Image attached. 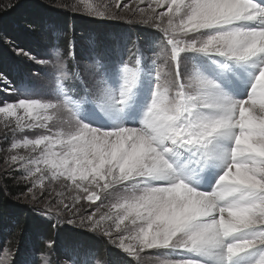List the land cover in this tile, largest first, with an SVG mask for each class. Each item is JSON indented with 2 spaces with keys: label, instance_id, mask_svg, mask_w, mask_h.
<instances>
[{
  "label": "snow or ice",
  "instance_id": "1",
  "mask_svg": "<svg viewBox=\"0 0 264 264\" xmlns=\"http://www.w3.org/2000/svg\"><path fill=\"white\" fill-rule=\"evenodd\" d=\"M63 7L138 31L84 48L65 29L39 60L14 47L54 87L0 98V194L74 242L0 247V264H264V0Z\"/></svg>",
  "mask_w": 264,
  "mask_h": 264
},
{
  "label": "trees",
  "instance_id": "2",
  "mask_svg": "<svg viewBox=\"0 0 264 264\" xmlns=\"http://www.w3.org/2000/svg\"><path fill=\"white\" fill-rule=\"evenodd\" d=\"M57 6L67 5L62 0H41L40 2L30 1L21 9H11L10 11H13L6 16L2 27H0V36L3 34L7 39H13L21 45H28L30 42H38L41 45L45 41V45L41 46L43 51H55L58 50V46H63L65 29L69 34L75 32L79 38V44L84 48H87L84 39L88 38L90 33L94 32L99 39L106 41L116 33H125L131 30V25H107L99 23L98 20L84 19L77 15L71 16ZM52 7L53 9H51ZM29 26L33 28H29ZM132 33L134 34V32ZM22 76H24L23 73L17 74L15 82L20 81ZM19 190L9 189L8 194L15 197ZM25 236L33 239L30 245L42 244L49 236L53 238L58 236L62 242L69 245L74 242L70 231H47L29 207L24 204L18 205L0 194V247L6 245L5 241L16 242L23 239V242H28L29 239L24 240ZM98 243L101 245V251L104 250L107 255V246L102 241ZM44 251L46 250L42 249L41 252Z\"/></svg>",
  "mask_w": 264,
  "mask_h": 264
},
{
  "label": "rangeland",
  "instance_id": "3",
  "mask_svg": "<svg viewBox=\"0 0 264 264\" xmlns=\"http://www.w3.org/2000/svg\"><path fill=\"white\" fill-rule=\"evenodd\" d=\"M30 1L40 2L41 0H18L19 6L13 8V10L24 8ZM62 1L67 6L75 5L78 3V0H62ZM15 2L16 0H0V9H6L9 3H15ZM93 2L101 3L102 0H93ZM57 7H60L62 11H66V13L70 14L71 16L77 15L78 17L89 19L86 13L72 14L70 8H65L63 6H57ZM57 7H54V8L58 9ZM51 9H53V7ZM10 10L0 11V27H2V23L3 21H5L6 16L13 11V10L12 11ZM89 20H92V19H89ZM98 22L107 24V25L117 24V26L123 24L121 22H114V21H99L98 20ZM29 28H33V27L29 26ZM130 29H129L130 32H134V33L137 32V28L135 26H130ZM2 36L5 37V35L3 34ZM105 38H106V35H105ZM89 39H90V36L84 39L85 42L87 43V46L89 44ZM8 40L12 41V43L8 44V43H5L4 40H0L1 42L0 70H11L13 72L12 76H6V82L11 83V94L9 95V88L6 87L5 84H0V88L4 89V91L0 92V98H3L5 96H7L9 99H15L17 96L21 98H26L25 93L23 91V88L25 87L34 88L38 93H41V94L49 92L54 87L53 73L51 72V70L46 69L44 66H41L39 64L33 63L32 61H30L27 57L23 55L17 56L13 50L16 45H19L20 47H23L25 52H27L30 56H36L37 60L45 59V58H48L45 56L46 50L43 51V48L41 47L45 45V41L41 45L38 42H35V43L30 42L28 46V45H21L19 42L13 39H8ZM57 49L61 51V53H63V46H58ZM129 60L131 61L132 58L129 57ZM157 63H159L161 67L163 66L162 61H157ZM130 66H134V64H130ZM188 67L189 68L191 67L190 60L188 62ZM145 70H147V68ZM22 73L24 74V76H22L21 80L16 83L15 80H17V74L19 75ZM33 74H38V76H34ZM55 75L58 76V73H56ZM2 126H3V118H0V127ZM35 134L38 135L39 133L37 132ZM23 136H27L28 138H33L34 134L32 132L26 131L23 134H18L16 139H21ZM8 146H10L9 143L3 140L2 133H0V148H6ZM21 154H24L23 150L21 151ZM3 156H4V153L0 152V168L3 167ZM24 240H28V242H23V239L21 241H16L18 243L12 240L5 241L6 245H4L3 248L11 250L12 252H15L16 249L22 245H25V244L30 245V242L33 239L31 237L28 238V236H25ZM45 254H46V251L40 253L41 259H43V256ZM102 254L106 255L104 250ZM155 255L156 254L154 253H149L148 255H146L144 257V264H152V260ZM251 255L254 256L255 253H252ZM0 258H2V255H0Z\"/></svg>",
  "mask_w": 264,
  "mask_h": 264
}]
</instances>
